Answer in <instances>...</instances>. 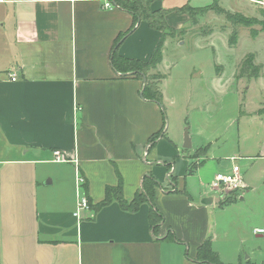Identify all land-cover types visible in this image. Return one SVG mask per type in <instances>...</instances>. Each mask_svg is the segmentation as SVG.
Listing matches in <instances>:
<instances>
[{
  "label": "crops",
  "instance_id": "1",
  "mask_svg": "<svg viewBox=\"0 0 264 264\" xmlns=\"http://www.w3.org/2000/svg\"><path fill=\"white\" fill-rule=\"evenodd\" d=\"M213 3L228 4L152 0L153 9L168 10L166 20L177 33L164 37L163 60L151 69L162 75L169 125L150 145L163 128L161 107L143 97V80L115 71L110 56L117 36L132 27V13L116 2L105 8L104 0L0 1V137L5 152L16 151L0 157V264H208L196 261L206 239L224 264L264 262V246L257 243L264 238V116L256 108L226 112L218 70L210 77L214 97H196L195 105L174 113L173 123L166 105L165 83L178 90L182 75H172L170 64L167 70L165 53L195 26L177 8ZM136 25L118 50L147 61L162 32L142 20ZM246 124L261 130L255 151L241 140ZM185 128L191 148L184 146ZM232 158L245 187L222 196L212 181L231 168ZM118 172L127 199L146 174L160 181L155 202L164 222L157 234L146 202L136 212L114 201L74 215L78 173L96 204L107 185L119 183ZM211 196L218 201L201 202Z\"/></svg>",
  "mask_w": 264,
  "mask_h": 264
},
{
  "label": "rangeland",
  "instance_id": "2",
  "mask_svg": "<svg viewBox=\"0 0 264 264\" xmlns=\"http://www.w3.org/2000/svg\"><path fill=\"white\" fill-rule=\"evenodd\" d=\"M225 2L228 4L221 5L228 10L241 12L251 18L255 17L258 21L252 23L251 26L242 23L234 25L224 13L219 14L212 8L190 16L192 26H195L193 28L191 26L192 29L188 33L183 29V32L187 34L182 40L185 42L176 48L174 40V44L169 46L165 53L167 60L163 63L166 68L170 64L172 75H182L178 90L176 89L177 85L175 87L171 84L168 88V84L165 83L166 86H164L168 92V99L173 100H168L166 104L168 112L171 114L172 123L176 117L174 113L182 111L186 106H189V103L190 106L195 105L196 97L202 99L203 95L214 97L210 88V77L217 73V70L225 78L223 95L226 98V112H232V110L251 111L256 108V111L258 109L264 116V25L259 22L264 18V0H225ZM234 29L238 30V41L231 45L230 36ZM176 31L173 28L171 34L176 35ZM193 33L199 34L205 41H201L200 37L188 38ZM202 45H204L203 48H201ZM167 70L170 69L167 68ZM257 72L258 76H251ZM150 73L156 72L151 71ZM168 125L169 121L166 118L165 128ZM241 128V140L245 142V146L255 151V140L261 137L260 128L253 124L242 125ZM2 143L3 140L0 137V157L3 159L14 157L15 149L5 152ZM59 172L61 170H55V174ZM1 181L2 179H0V183ZM1 187H3V183ZM257 243L264 246V238L258 237Z\"/></svg>",
  "mask_w": 264,
  "mask_h": 264
},
{
  "label": "trees",
  "instance_id": "3",
  "mask_svg": "<svg viewBox=\"0 0 264 264\" xmlns=\"http://www.w3.org/2000/svg\"><path fill=\"white\" fill-rule=\"evenodd\" d=\"M151 3L152 0H116L117 6L132 13L134 16V20L132 23V27L128 31L121 33L117 36V38L115 39L116 41L111 50L110 56L115 71L117 72L119 71L125 75H129V74L135 75L136 77H139L143 81L145 78L142 88L143 97L146 100L156 101L161 107V113L163 115L164 124H163V128L161 129L162 131L158 132L157 134H155L150 138V142H151L150 145H153L155 143V139L160 134L163 133V129L166 124L167 114L165 113L163 94L159 85V81L162 75L159 73H150V72L151 69L157 68V66L162 62L163 60L162 53L165 42L164 37L167 34H171L173 28L170 26V24H168L166 20V15L168 14V10L165 8L153 9L151 7ZM200 8H195L190 5H185L177 9L178 12L180 13H188L190 16H194L199 12H204L207 11V9L212 8L216 10V12L219 14L224 13L226 18L234 25H237L238 23H242L246 26H251L252 23L258 21L255 17L252 18L248 17L245 14L238 11L232 12L222 6L221 7L217 6L216 4H208L206 5V7H203L201 9ZM140 20L145 21L146 23L150 24L151 27L162 32L161 41L158 43V45L152 52L151 57L147 61L134 57L129 58L123 56L119 53L118 50L125 36L137 26L136 24ZM259 22L264 25V18L259 20ZM237 36H238V30L234 29L230 36L231 45L237 43L238 41ZM251 76L252 77L258 76V72L253 73ZM118 176H119V183L115 186L107 185L105 189L106 191L105 198L96 204H93L89 200L90 207L92 206L95 207L96 210H99L104 206H106V204L116 201L120 206L123 207V209L128 210L130 212H136V210L140 208V205L142 203L144 202L149 203L151 205L149 212V220H150L151 228L153 229L154 233L157 234V230L159 226L164 222V216L155 202L156 188L161 187L160 181L154 175L146 174V176L144 177L141 183V187L136 191L134 197L132 199H127L123 191V178L122 176H120L119 172H118ZM171 181L173 183V187H176L177 179L173 177ZM231 197L232 195L229 198H227L226 201H231L232 200ZM168 235L170 237H174L170 231H168ZM196 261L206 262L208 264H224L220 260L217 252L214 249H212L210 239H206L198 246ZM246 264H257V263L247 260ZM258 264H264V262Z\"/></svg>",
  "mask_w": 264,
  "mask_h": 264
},
{
  "label": "built area",
  "instance_id": "4",
  "mask_svg": "<svg viewBox=\"0 0 264 264\" xmlns=\"http://www.w3.org/2000/svg\"><path fill=\"white\" fill-rule=\"evenodd\" d=\"M5 1V0H0ZM114 2L116 0H104V7L105 8H112L114 7ZM11 80H17L18 76L16 73L12 72L9 74ZM56 159L57 160H65L63 156H60L59 152H56ZM232 162V166L229 170L226 171H218L216 172V176L212 181V186L214 189H217L222 196H226L228 194L234 193L239 191L245 187L244 176L240 170L239 165L235 162V158ZM85 177H83L80 173L77 174V183H76V192H77V204H76V211L74 215L78 216L82 209L90 208V202L88 195L84 192L83 185L85 184ZM262 228H257L255 230L256 233L262 232Z\"/></svg>",
  "mask_w": 264,
  "mask_h": 264
},
{
  "label": "water",
  "instance_id": "5",
  "mask_svg": "<svg viewBox=\"0 0 264 264\" xmlns=\"http://www.w3.org/2000/svg\"><path fill=\"white\" fill-rule=\"evenodd\" d=\"M144 81H145V78H144ZM142 95H143V90H142ZM185 133H184V146L185 148H191L192 147V144H191V138H190V134H189V129L188 128H185ZM218 201V199H214L213 196L211 197H204L202 198L201 202L203 204H212L213 201Z\"/></svg>",
  "mask_w": 264,
  "mask_h": 264
}]
</instances>
